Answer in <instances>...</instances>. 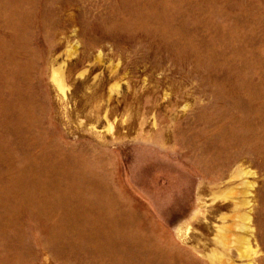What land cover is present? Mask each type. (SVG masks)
<instances>
[{"label": "rangeland", "instance_id": "rangeland-1", "mask_svg": "<svg viewBox=\"0 0 264 264\" xmlns=\"http://www.w3.org/2000/svg\"><path fill=\"white\" fill-rule=\"evenodd\" d=\"M0 264H264V0H0Z\"/></svg>", "mask_w": 264, "mask_h": 264}]
</instances>
